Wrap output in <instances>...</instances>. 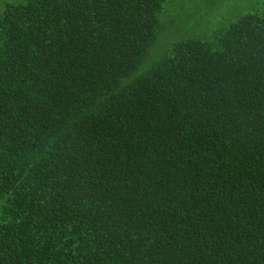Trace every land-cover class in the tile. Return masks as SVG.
<instances>
[{
    "label": "trees",
    "instance_id": "16d2710c",
    "mask_svg": "<svg viewBox=\"0 0 264 264\" xmlns=\"http://www.w3.org/2000/svg\"><path fill=\"white\" fill-rule=\"evenodd\" d=\"M171 1L3 6L0 264H264V0L147 64Z\"/></svg>",
    "mask_w": 264,
    "mask_h": 264
},
{
    "label": "rangeland",
    "instance_id": "374dc122",
    "mask_svg": "<svg viewBox=\"0 0 264 264\" xmlns=\"http://www.w3.org/2000/svg\"><path fill=\"white\" fill-rule=\"evenodd\" d=\"M22 1L24 0H0V11L6 3ZM252 1L254 0H173L165 4V26L150 48L147 64L158 58L171 43L184 37L211 43L214 32L227 26L250 8Z\"/></svg>",
    "mask_w": 264,
    "mask_h": 264
}]
</instances>
